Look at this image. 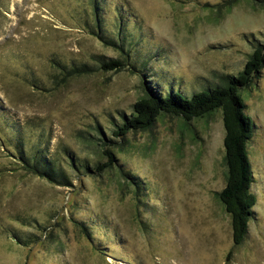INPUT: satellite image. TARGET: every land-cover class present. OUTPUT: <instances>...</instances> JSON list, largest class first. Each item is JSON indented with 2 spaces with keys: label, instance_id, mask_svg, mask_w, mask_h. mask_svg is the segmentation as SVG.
I'll return each mask as SVG.
<instances>
[{
  "label": "rangeland",
  "instance_id": "1",
  "mask_svg": "<svg viewBox=\"0 0 264 264\" xmlns=\"http://www.w3.org/2000/svg\"><path fill=\"white\" fill-rule=\"evenodd\" d=\"M106 5L124 15L120 39L117 12L102 23L117 47L83 28L90 0H0V264H264V67L240 92L253 124L247 153L256 197L241 244H233L215 195L226 171L220 111L190 121L164 115L150 130L127 134L112 150L133 179L115 166L94 171L106 161L102 139L118 141L111 132L144 95V81L164 87L163 96L190 98L242 71L254 46L264 45V7L256 0ZM117 59L127 65L100 68ZM81 64L93 70L64 72ZM10 120L24 148L46 147L70 185L23 166ZM66 153L91 171L74 172Z\"/></svg>",
  "mask_w": 264,
  "mask_h": 264
},
{
  "label": "trees",
  "instance_id": "2",
  "mask_svg": "<svg viewBox=\"0 0 264 264\" xmlns=\"http://www.w3.org/2000/svg\"><path fill=\"white\" fill-rule=\"evenodd\" d=\"M232 1L236 3L240 0ZM256 1L260 2L261 6L264 7V0ZM100 2L90 0L93 10V15L90 17L92 20H82V26L103 43L117 47L115 43L111 42L110 38L104 39L102 23L107 17V12H117L115 23L118 33L116 37L120 39L125 25L123 21L124 15L119 6L117 8L114 7V10H108L109 8L106 7L107 0H101ZM231 4H227V11L232 8ZM118 49H122L121 52L123 53L122 46ZM124 55L125 59L129 57L128 53H124ZM125 65H127L126 60L117 59L102 62L100 68L108 71H119ZM263 67L264 45L256 44L242 71L236 75H224L221 85L214 86L213 89H208L207 91L195 92L190 98L174 92L163 96L161 91L165 90L164 87H160L158 84L155 86L150 80L144 81V95L132 105L128 115L121 116V122L115 125L111 132V135L117 138L119 142L112 139H102L103 146H106L102 151L106 161L102 164H96L94 171L102 173L107 169H113L115 166L119 168V172L123 177L133 179L121 170L112 150L117 148L116 146L119 145L121 140H124L127 134L150 130L157 119L164 115L177 116L185 121H190L192 119L205 118L215 111H220L224 127L223 163L226 171L225 186L222 190L216 192L215 195L230 218L233 244H241L247 234L248 223L253 216L256 197L250 191L253 183V174L247 153V144L253 135V124L249 116L245 114V104L240 92L248 87L253 79L259 77ZM132 69L134 68L132 67ZM91 70L93 69L90 66L81 64L73 66L68 72L64 70V72L68 76H81L88 74ZM136 71H139L145 78L142 70ZM10 121L12 124L10 126L17 130V135H14L11 146L17 151L18 159L23 166L30 173L41 177L49 183L58 186L70 185L66 173L57 164V160L49 156L48 149L39 144L26 150L20 125L13 120ZM9 141L7 143H10ZM66 155L74 172L91 171L89 164L85 160L79 161L68 153ZM134 184L137 183L134 182Z\"/></svg>",
  "mask_w": 264,
  "mask_h": 264
}]
</instances>
